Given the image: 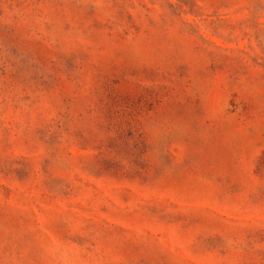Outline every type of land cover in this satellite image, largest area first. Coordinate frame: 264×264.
Listing matches in <instances>:
<instances>
[{
	"label": "rangeland",
	"instance_id": "1",
	"mask_svg": "<svg viewBox=\"0 0 264 264\" xmlns=\"http://www.w3.org/2000/svg\"><path fill=\"white\" fill-rule=\"evenodd\" d=\"M0 264H264V0H0Z\"/></svg>",
	"mask_w": 264,
	"mask_h": 264
}]
</instances>
